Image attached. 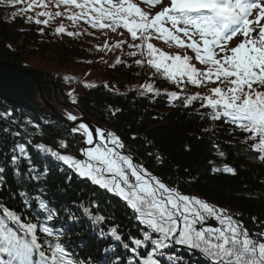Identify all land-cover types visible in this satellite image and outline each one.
<instances>
[{"label":"snow or ice","instance_id":"snow-or-ice-1","mask_svg":"<svg viewBox=\"0 0 264 264\" xmlns=\"http://www.w3.org/2000/svg\"><path fill=\"white\" fill-rule=\"evenodd\" d=\"M8 2L16 5L22 0ZM144 2L157 9L154 14L144 11L132 0H28L26 7L13 12L12 18L15 20L17 16L42 9L35 13L36 25L48 26L51 20L63 16L73 26L83 21L93 29L112 32L117 28L126 29L133 41H140L127 46L149 57L147 64L181 91L187 85L199 88L216 84L209 89L210 95L196 93L181 98L175 91L166 95L170 103L182 99L185 108L200 101L201 107L211 110L202 114V119L207 117L234 125L229 135L237 129L248 134L242 141L247 145L245 153L258 154L253 159L264 163V0ZM50 5L57 10H50ZM61 8L63 11L59 10ZM27 20L32 22L33 17L29 15ZM55 33H66L69 37L82 34L66 32L63 23L55 28ZM153 38L170 42V46L190 49L195 60L204 67L197 68L187 54H166L149 42ZM124 43L118 41L114 47L120 48ZM105 47H108L107 42ZM128 55L135 57L137 51ZM120 63L118 58L116 64ZM134 63L142 65L144 61L137 59ZM142 87L141 95L145 92L161 94L152 84ZM15 111H0V133L4 137L21 135L11 127L19 123L13 119ZM67 120L76 122L78 117L67 113ZM71 132L82 134L83 144L87 145L79 149L83 159L62 154L43 143L29 141V146L48 153L61 167L67 166L71 171L66 183H70L75 174L123 201L131 210V219L138 222V234L124 232L114 221V210L110 215L101 213L99 201L92 198L95 193L87 201L65 205L62 210L57 208L47 199L46 181L50 169L46 165L38 168L29 146L14 140L10 154L4 153L0 161V191L7 185L11 166L18 189L10 198H19L20 203L10 208L0 197V264H193L189 257H198L205 264H264V222L252 217L254 228L249 229L239 216L206 199L183 193L179 189V178L174 185H169L164 177L149 171L144 161L132 154L138 149L126 145L111 131L99 127L93 131L89 125L79 122ZM131 139L140 137L133 134ZM145 147L155 146L145 141ZM59 148L68 149L69 145L61 139ZM147 155L154 156L153 152ZM219 155L225 153L221 151ZM154 159L157 166H162L163 157L158 149ZM222 170L236 174L228 165ZM212 171L220 169L213 167ZM184 182L190 183L191 179ZM30 184L37 185L32 192L28 191ZM85 203L88 207H83ZM81 207L92 231L105 241L99 258L93 254L81 255L82 243L71 240L69 227L80 222L77 211ZM105 225L110 226L105 228ZM118 252L123 254L118 255Z\"/></svg>","mask_w":264,"mask_h":264},{"label":"trees","instance_id":"trees-1","mask_svg":"<svg viewBox=\"0 0 264 264\" xmlns=\"http://www.w3.org/2000/svg\"><path fill=\"white\" fill-rule=\"evenodd\" d=\"M27 2L28 0H22L20 4L11 5L8 0H0V62L19 65L23 70L42 72L54 82L63 98L71 103L75 100L74 104L99 128L117 134L126 145L138 149L132 154L138 160L142 159L149 171L164 177L169 185H174L179 178V189L183 193L206 199L230 214L239 216L249 229L254 228L252 217L264 222V163L253 159L258 154L245 153L247 145L242 141L248 134L237 129L229 135V130L234 125L207 117L202 119L201 115L211 110L201 107L200 101L185 108L182 106V99L170 103L166 95L172 91L179 93L181 98L196 93L210 95L209 89L216 84L209 83L206 87L199 88L187 85L181 91L180 87L147 64L149 57L142 56L140 50L127 46L140 41H133L123 28H117L115 32L93 29L83 21L73 26L63 16L51 20L48 26L36 25L35 13L42 9L27 12L13 20V12L26 7ZM49 7L52 11L57 10L52 5ZM59 10L63 11V8ZM29 15L33 17L32 22L27 20ZM39 19L44 20L45 17ZM61 23L65 25L66 32L82 34L78 37H69L66 33L56 34L55 28ZM118 41L125 43L116 48L114 45ZM105 42L108 44L107 48ZM149 42L168 55L187 54L192 57L190 62L197 68L204 67L195 60V54L190 49L178 48L175 44L170 46V42L155 38ZM131 51H137V55L129 56ZM118 58L122 63L116 64ZM137 59L144 63L135 64ZM85 84L89 87H85ZM146 84H152L161 94L145 92L141 95L144 91L142 86ZM11 109L16 110L13 119L19 121L11 127L21 135L4 137L0 133V161L4 159V153L10 154L14 140L26 146H29V141L33 144L43 143L62 154H73L83 159L79 155V149L86 146L83 144V137L72 133L64 121L55 116L41 115L28 105L11 104L0 99V111ZM28 121L31 123H27ZM207 129L212 131H205ZM133 134L140 139L132 140ZM61 139L69 145L68 149L59 148ZM145 141L153 142L155 147H145ZM248 143L251 144L252 141ZM157 149L163 157L162 166H157L154 159ZM221 151L225 153L224 156L219 155ZM29 152L38 168L42 169L46 165L50 169L51 174L46 181L47 199L57 208L62 210L65 205L72 206L74 202L87 201L95 193L92 198L99 201L101 213L110 215L114 210L115 223L126 233L138 234V222L131 219V210L118 197L75 174H72L71 182L66 183L71 171L67 166L61 167L48 153L33 150L31 146ZM148 152H153L154 156L149 157ZM225 165L233 167L236 174L223 172ZM213 167L220 171L213 172ZM25 168L26 163L22 171ZM189 179L190 183L184 182ZM36 186L28 185V191L32 192ZM17 189V181L9 166L7 185L0 191V197L4 198L10 208L20 203L19 198H10L11 193L17 192ZM83 207H88L87 203ZM83 207L77 211V215L81 217L80 222L70 224L69 234L72 242L82 243L81 255L93 254L99 258L105 241L98 239L92 231L89 221L84 218ZM108 226L110 225H105V228ZM189 259L193 264H205L198 257Z\"/></svg>","mask_w":264,"mask_h":264},{"label":"water","instance_id":"water-1","mask_svg":"<svg viewBox=\"0 0 264 264\" xmlns=\"http://www.w3.org/2000/svg\"><path fill=\"white\" fill-rule=\"evenodd\" d=\"M14 76H16V78ZM23 76L28 77L31 80H24L22 78ZM42 76L43 73L39 71L31 69L23 70L19 65L0 62V99L14 104L16 103V97H18L19 94L33 92L34 90H32L31 86L34 87V85L39 92V96L42 98L41 86L46 83L52 84L50 81L42 82ZM27 89H29V91H27ZM19 91L21 93H19ZM76 109L78 110V108ZM81 121L88 124L92 129L96 127L95 124L85 118V116ZM72 125L73 124H70V126Z\"/></svg>","mask_w":264,"mask_h":264},{"label":"rangeland","instance_id":"rangeland-1","mask_svg":"<svg viewBox=\"0 0 264 264\" xmlns=\"http://www.w3.org/2000/svg\"><path fill=\"white\" fill-rule=\"evenodd\" d=\"M132 1L134 3H136L139 7H141L143 10L150 12V14H154L155 10H157L156 8H153L151 5L146 4L144 2V0H132ZM166 26L170 27V25H166ZM232 46H235L234 43ZM22 78L24 80H29V81L31 80L28 77H24V76ZM41 81L45 82V81H49V79L47 78V76H42ZM45 85L46 86L42 87L43 88V96L49 105H47V103L43 102V100L41 98H39L37 91L34 89L35 85H34V87L31 86L32 90H34L33 92L31 91L32 95H29V94L26 95V93H23L22 98L25 101H27L32 107L37 108V109H43L44 112H41L42 115H46L48 111H49V113H50V111H52L54 114L60 115L67 120V113H72L73 115H76L78 117V120L76 122L67 120L70 124H73L72 127L76 126L79 122H81L80 121L82 119L81 114L72 110L68 104L64 103L63 102L64 100H63L62 96L60 95V93L57 92L56 94H54L53 93V86L51 84L46 83ZM47 87L50 91H48ZM49 106H50V108H49ZM72 127H71V129H72ZM78 134H80V133H78Z\"/></svg>","mask_w":264,"mask_h":264},{"label":"bare ground","instance_id":"bare-ground-1","mask_svg":"<svg viewBox=\"0 0 264 264\" xmlns=\"http://www.w3.org/2000/svg\"><path fill=\"white\" fill-rule=\"evenodd\" d=\"M15 78H16V76H14ZM35 88V87H34ZM35 90L37 91V89L35 88ZM27 91H29V89H27ZM19 93H21L20 91H19ZM41 93H43V88H42V86H41ZM22 94L23 93H21V94H19L18 95V97H16V99H17V101H16V103H21V102H23V103H25V104H28V105H30L27 101H25L23 98H22ZM27 94H29V95H31L32 93L31 92H26V95ZM37 94H38V96H39V92L37 91ZM77 107H78V105H77ZM33 110H35V111H39V109H37V108H33ZM48 115V114H47ZM55 117H58L60 120H62V116H55Z\"/></svg>","mask_w":264,"mask_h":264}]
</instances>
